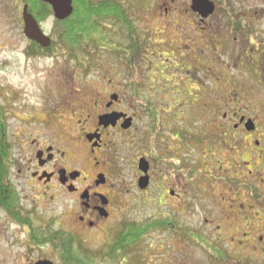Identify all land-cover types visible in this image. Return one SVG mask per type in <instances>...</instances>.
<instances>
[{
    "label": "flooded vegetation",
    "instance_id": "af4514ba",
    "mask_svg": "<svg viewBox=\"0 0 264 264\" xmlns=\"http://www.w3.org/2000/svg\"><path fill=\"white\" fill-rule=\"evenodd\" d=\"M103 1L120 7L125 16L120 20L105 18L101 24L109 50L106 45L88 44L84 61L71 62L80 71L79 77L72 75V79H52V83H44L46 89L43 91H53V96L58 82L61 91L71 92L62 96L56 112L50 113L44 107L38 111H16L2 106L0 121L9 159L4 182L6 190L1 191L6 205L0 206V220L7 223L4 227L13 225L22 234L15 244H23L26 249L17 260L20 264L42 261L56 264L37 253L48 247L49 257L61 258L62 245L87 244L90 238L101 235L110 236L102 248L106 252L115 235L122 232L124 224L139 223L137 220L114 219L122 202L119 192L123 180L121 173L111 172L120 167L118 161L123 162L122 165L131 161L135 166V190L144 193L147 201L158 207L166 205L147 220L165 219L166 227L151 229L144 234L143 246L150 237L163 233L167 243H179V249L168 245L167 257L172 258L173 250L179 251L180 264H187L182 260L190 257L195 259L189 264H264V0H207V4L209 2L213 7L207 15L192 8L194 0H153L151 9L164 6L165 18L159 21L158 29L156 23L152 27L149 49L144 37L140 36L139 20L136 22L130 14L129 4L126 7L121 0L123 4L119 0ZM18 5L22 34V12L26 7L40 31L51 43H56L52 49L47 47L48 54H43L40 46H33L27 39L29 44L24 48L23 58L35 63L40 58L67 55L64 48L60 50L53 13L42 21L29 11L23 0ZM169 5L175 10L183 5L181 10L184 9L185 16L172 14ZM36 8L40 12L42 6ZM153 12L151 16L155 17ZM50 19L51 26L47 28ZM109 23L110 30H105ZM115 30L126 32L124 35L129 37L127 45L109 41L111 36L108 37L107 32L111 34ZM155 32L159 34L158 39ZM170 44L183 55L184 64L192 66L196 73L200 71L199 65L214 70L213 66L220 63V57L229 58L233 75L228 81L222 80L235 92L230 103H225L222 108L215 102L212 87L207 94L212 102L206 106L204 125L195 133V139H200L204 145L200 165L204 160L210 163L224 158L221 168L210 166L209 171L197 169V166L189 168L185 157L190 140L187 131L181 125L165 131L156 125L163 105H156L154 100H158L157 95L160 98L163 91L157 86L151 88L145 78H154L152 71L162 67L163 74L165 70H172L174 74L182 75L180 69H172L168 61L157 66L152 59L156 48L162 54ZM144 49L150 57L146 63L139 60ZM124 51L125 66L119 62V54ZM94 52L110 53L119 62V68L127 66L126 80L115 72L114 79L107 82L103 78L101 81L107 83L92 87L87 82L88 54ZM64 74L68 76L69 71ZM195 76L190 82L197 85L193 80L197 78ZM219 79L213 81L217 83ZM153 89L159 93L154 91L155 94L150 96ZM196 90H199L198 86ZM144 92L149 101L144 100ZM186 97L194 102L201 98L199 93L186 95L183 90H178L168 93L166 100L173 101L178 110L187 104ZM169 106L168 110H171ZM107 117L111 118L110 124H101V120ZM14 150L17 151L15 158ZM162 157H165L163 161ZM164 161L173 165V169L169 167L168 170L165 163L160 174L159 163ZM141 162L145 172L140 168ZM161 175V180L155 181V177ZM143 178L146 184L141 188ZM164 179L167 180L166 186L163 185ZM218 180H222L231 197L222 198L226 202L217 201L216 213L205 217L200 226L189 225L182 215L187 207V194L198 188L194 184L205 191V186L209 187ZM188 182H192L190 186ZM206 182L208 185H203ZM159 189L164 193H158ZM163 196L170 201L169 204L164 205ZM221 221L220 226L218 222ZM139 250L136 246L132 255ZM35 251L37 253H33ZM87 253L92 252L87 249ZM120 256L118 252L117 257ZM169 261L166 264H172V260ZM61 264H66L64 259Z\"/></svg>",
    "mask_w": 264,
    "mask_h": 264
},
{
    "label": "rangeland",
    "instance_id": "374dc122",
    "mask_svg": "<svg viewBox=\"0 0 264 264\" xmlns=\"http://www.w3.org/2000/svg\"><path fill=\"white\" fill-rule=\"evenodd\" d=\"M91 1L97 2L99 0ZM121 1L120 2L126 7L129 4L128 8L129 10H131L130 14L135 17L136 22H138L137 20H139V27L142 31L140 33V36L142 35V37H144L145 43L149 49V37L152 35L154 30H152V27L155 26V23L157 29L158 27H160L159 24L161 23L159 21L165 18V16H163L165 7L159 6L154 9H151L153 6V0ZM19 2L20 0H0V105L8 110L16 111H38L41 107H44V109L46 108L45 110L49 109L48 111L50 113H55L56 109H58L57 107L60 104V99L62 98V96L67 95L71 92L61 91L60 84L58 82V86L56 87L55 85L56 90L54 89L55 95L53 96V91H43L44 89H46L43 87V85L44 83H52V79H72V75H74L75 77H79L78 73L80 71L76 70L75 67L71 64V62H79H77L76 60L73 61L64 53L57 55V57L55 58L37 59L35 60V63L32 62L31 59L25 60L23 58V51L25 46H27L29 43L28 41H26L27 39L22 34V24L21 21L18 20V16L20 15L21 11L20 6L18 5ZM169 8L171 9L172 14L180 13L181 15L185 16L183 14L185 13L184 9L181 10L182 8H184L183 5L178 6L177 10L173 9L170 5ZM153 11H155L156 13L155 17L151 16L153 15L152 13H154ZM51 21L52 20L50 19L48 23H46L47 28H50ZM222 24L223 22H221V25ZM110 26V23L107 24L105 30H110ZM147 30H150L151 32L149 33ZM112 32V35L110 34V32H107L108 37L111 36L109 38V41H111L112 44L122 43L124 45H127L129 43V37L127 35H124V33H126L125 31L116 32L115 30ZM158 37V32H155V38L158 39ZM204 38H207L206 34H204ZM106 48H108L109 50V47H107V45ZM153 52L155 53V56L152 57V59L154 60V63L157 66H160V63L162 61H168L170 63V66H173L172 69H180V74H182H174V71L172 70H165L163 74L162 67V69L158 68L159 70L156 69L154 72L152 71L153 75L155 76L154 78L146 76L145 82L148 83L151 88H156L155 86H157L159 89L162 88L163 91V94L160 95V98L159 95H157L156 99L158 100H154V103L156 105L158 103H161L163 105L162 112L158 114L160 120L158 123L156 122V125L158 127L164 128L163 131H165L169 127H174V125L178 127L181 125L183 130L187 131L189 135L188 138L190 140H188V147H186L188 155H186L185 157L187 158L186 164L189 166V168H195V166H197V169H200L202 171H209L210 166L214 168H221L223 166L222 161H225L224 158H221L220 160L217 159V161L220 162L209 163L204 160L205 162L200 165L199 161L202 156L201 150L203 151L204 145L201 143L200 139H195V133L198 132V130H200L204 125V116L207 109L206 106H209L212 102L211 99H209L210 96H207V94L211 92L212 87L214 89V93L216 94V96L214 97L215 102L222 108L224 107L225 103H230L229 99H231V96L235 92V89L229 87L228 84L223 83L222 80V78H225L226 81H228L233 75L229 58L227 56L225 58L220 57V63H215L213 66L214 70L206 69L205 67L199 65L200 71L196 73V71L192 69V66L184 64V61L181 60V57L183 55L177 53L175 47H173L172 44H170L162 54L159 53L157 48ZM147 54V49H144V51H142L140 55L139 60H142L143 63L148 62L150 57L147 56ZM119 55L121 56L119 59L121 61L119 62H123L125 66L124 57L126 55V52L124 51L122 52V54L120 53ZM88 56V63L90 67H88L89 73L87 75V82H89L92 87H97L101 83L105 84L112 78L114 79V77L117 76H114L115 72L120 77H122L123 80H126L129 68L127 69V66L124 68V66L122 67V65L120 66L121 68H119V62L115 57H113L114 55L112 56L110 53L101 54L94 52L88 54ZM103 61V64L100 63ZM66 70L69 71L68 76L65 74L63 75V72ZM145 71L147 70L145 69ZM207 71L212 74L208 75L209 73L207 74ZM195 74V77L197 78L193 80L197 81H195L197 85L193 82H190V78L194 77ZM224 74H226V76H224ZM183 76L185 77L183 79L184 81H180ZM218 77L220 79L219 81H217V83H215L213 80ZM103 78L107 82L101 81ZM200 82L201 84H199ZM197 86L199 87V90H196ZM178 90H180L181 92L183 90L186 95L188 93L193 95L199 93L201 98L199 97V99L194 102L195 100L193 101L189 97H186L188 98L187 100H185L187 104L183 105L181 109L176 110L174 102L166 99L168 98V93H175ZM154 91L159 93L157 89H153L149 93L150 96L153 95ZM144 94V100L149 101L147 93L144 92ZM167 106H169V109L171 110H168ZM13 154L15 158L17 156V151L14 150ZM120 156H118V158ZM218 156L219 155H217V158ZM161 159L163 161L165 157H162ZM195 161H197V163L199 164H195ZM122 163L123 162L118 161V165L120 167L118 169H114L111 172L112 174H114L115 172L116 174L121 173L123 180V187L119 192L122 198V202L119 205V210H117L116 213L118 217L116 216L114 219L120 220L122 218L124 219V221H147L156 212L163 210L166 207L165 204H169L170 201L165 199V197L163 196V202L165 207H158L157 205H154V203L148 202L145 194L138 193L133 186L135 174L134 164L131 161L129 162V164L124 163L122 165ZM160 163L159 171L161 174V170L165 169V163L167 162L164 161ZM169 167L172 168L173 165L170 166V164L167 163V169ZM161 178L162 175L161 177H155V181H160ZM163 182V185L166 186L167 180L164 179ZM195 182L199 181L196 180ZM189 183L192 182H188V186H190ZM208 183L209 182L203 183V185H208ZM195 185L198 188L191 189V193L187 194V207L184 208V213L182 214L183 217H185L186 222L193 227L200 226L205 217H207L208 215L213 216V212L216 213V208L218 207L216 205L217 201H224L222 198L231 197V195H229L227 192V188L222 183V180L213 181V183L210 185L211 187L205 186V191H203L197 184H194L193 186ZM162 191L163 190L159 189L157 192L163 194L164 192ZM235 199H237L236 196ZM223 205L224 203H221V206ZM63 223L64 222L62 221V224ZM218 223L221 226L223 221ZM6 224L7 223L4 222L2 219L0 220V264H20L19 260H17V257H20V255L25 252L26 248H24L25 246L23 244L20 245L18 243H15L18 241V238H21L22 234L13 225H7L6 227H4ZM110 233L111 232H109V234ZM101 236L102 237L97 236L94 238H90L87 244L82 243L78 250L82 249V253H87V249L91 250V252L100 251L103 248L104 243L110 238V236H108V238L104 235ZM178 244V242H176L175 244H171L170 242L167 243V239L163 235V233L161 235H154V237H150V239L146 240L145 245L141 247L135 255L129 254L127 257L122 258L119 263L115 264H166L171 262L169 261V259L172 260V264H180L181 258L179 256V251L176 253V250H173L171 253L172 258L170 257L168 259L167 257L169 251L168 245H173L172 248L176 247L179 249ZM31 253L32 252H29V254ZM33 253L37 252L35 251ZM40 253L45 256V258L50 259V261H53L56 264H61V258H58L56 256H48V247L41 249L37 254ZM91 259V264H100L102 257H92ZM194 259V257H190V259L187 258L182 261L183 263L187 262V264H189ZM106 261L108 262V259ZM110 264L113 263L110 262Z\"/></svg>",
    "mask_w": 264,
    "mask_h": 264
},
{
    "label": "trees",
    "instance_id": "16d2710c",
    "mask_svg": "<svg viewBox=\"0 0 264 264\" xmlns=\"http://www.w3.org/2000/svg\"><path fill=\"white\" fill-rule=\"evenodd\" d=\"M23 1L28 5L29 11L36 17L38 16L40 20L45 21L49 16H52L50 8L41 3L40 0ZM37 5L42 6L40 12H37ZM72 5L73 13L67 19L62 21L54 19V25L57 26L59 32L58 44L60 45V50L63 51L62 48H64L67 51V56L69 58L73 61L76 60L77 62H80L84 61L83 57L86 53L85 48L88 44L97 47L106 45L105 35L101 27L103 20L109 17L120 20L125 16V11L114 3L105 2L103 0L97 2H92L91 0H72ZM121 22L125 23L124 21ZM31 43L33 46L38 45L35 42ZM55 44L56 43L54 42L51 43L50 48L52 49ZM46 49L47 48H40V50L44 52L43 54H48L46 53L48 52ZM2 116L3 108L0 105V119ZM8 150L4 127L0 121V206L6 205V201L4 196L1 195V191L4 192L6 190L4 182L6 178V164L9 159ZM165 223V219H158L143 223L124 224L122 232L115 235L112 245L106 248V252L104 249H101L98 252L88 254L82 253V249L78 250L80 247L79 244H69L67 246L62 245L60 248L62 253L61 259H64V263L66 264H91L90 261L92 260V257H102L100 264H110V262L113 264L119 263L122 258L132 254L136 246H139V249L143 247L142 236L144 234L150 232L151 229H164L166 227ZM118 252L121 254L120 257H117ZM67 257H70L69 260ZM107 259L108 262L106 261Z\"/></svg>",
    "mask_w": 264,
    "mask_h": 264
},
{
    "label": "water",
    "instance_id": "95a60500",
    "mask_svg": "<svg viewBox=\"0 0 264 264\" xmlns=\"http://www.w3.org/2000/svg\"><path fill=\"white\" fill-rule=\"evenodd\" d=\"M43 3L48 4L51 6L54 18L62 21L67 19L73 11L72 8V0H41ZM192 8L197 12H203L204 14H210L213 11L212 5L207 0H194ZM22 20L24 24V30L23 34L24 36L37 43L42 48H47L50 45V40L46 36L42 34V32L39 30L38 25L34 21L33 17L27 13L26 7L23 8L22 12ZM113 118V117H112ZM114 120V119H112ZM111 118L107 117L101 120V124L107 125L110 124ZM140 168L143 172L146 171V169L143 167L142 162L140 163ZM146 184L145 178H143L140 182V187L143 188ZM38 264H51L48 261H42Z\"/></svg>",
    "mask_w": 264,
    "mask_h": 264
}]
</instances>
